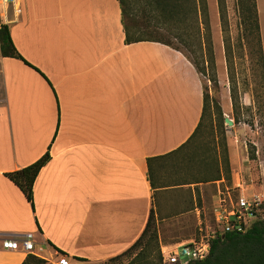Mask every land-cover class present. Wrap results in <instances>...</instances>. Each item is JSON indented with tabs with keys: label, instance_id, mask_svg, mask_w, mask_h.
I'll return each instance as SVG.
<instances>
[{
	"label": "crops",
	"instance_id": "crops-1",
	"mask_svg": "<svg viewBox=\"0 0 264 264\" xmlns=\"http://www.w3.org/2000/svg\"><path fill=\"white\" fill-rule=\"evenodd\" d=\"M206 1L215 19L216 0ZM6 25L30 66L0 56V264L24 261L1 240L28 233L45 258L105 264L139 239L156 200L186 193L184 213L194 209L200 222L203 191L215 184L214 209L222 179L163 185L159 170L174 156L150 163L153 188L148 177L147 160L178 150L200 123L203 84L184 54L125 44L117 0H21L17 22ZM47 151L32 209L5 174ZM229 156L233 186L224 189L264 198V170L255 188L237 153Z\"/></svg>",
	"mask_w": 264,
	"mask_h": 264
},
{
	"label": "rangeland",
	"instance_id": "rangeland-1",
	"mask_svg": "<svg viewBox=\"0 0 264 264\" xmlns=\"http://www.w3.org/2000/svg\"><path fill=\"white\" fill-rule=\"evenodd\" d=\"M256 7L264 58V0H256ZM225 17L228 25L226 37L229 41L228 44L232 46L229 73L241 105L239 109L241 122L235 124L232 114H224L222 110L226 102L230 103L228 64L225 62L218 12L215 13L216 20L208 13L210 46L204 48L191 38L188 39L191 47L184 48L182 45H178L175 39H172L175 46L190 61L197 64L201 71L199 75L203 83L204 94L207 96V112L205 121L197 135L177 155L172 157L168 162L169 168L159 170V181L163 185L193 182L214 183L215 181L208 180L216 176L219 171L220 178L223 180L219 191H224L225 187L230 188L233 186L231 172L230 180L227 178L229 170H231L229 161L231 149L237 153L238 161L242 165L238 170H248V174L251 176L249 180L251 179L255 188L261 183L259 170H264V92L260 84V69L256 64V47L253 41L247 43L244 39L240 40L241 29L236 0H225ZM185 27V24L181 25L182 29ZM215 102L221 108L223 121L217 116L213 107ZM225 118L232 122L231 126L225 123ZM248 122H252V125L249 126ZM229 143L230 145H228ZM224 149H226V154ZM248 151L255 153V160L248 159ZM249 180L245 182L247 185L250 184ZM236 183L237 181L234 182V184ZM206 188L207 191H203L206 198L204 212L200 207H197L200 209V222H198L194 209L184 213L188 202L186 193H179L177 197L156 200L154 219L159 249L161 245L174 246L184 241L198 239L200 229L214 228L210 195L215 194L216 185ZM237 195V192H233L234 197ZM261 198L264 200L263 197ZM133 253L135 254V252ZM133 258L134 255L125 254L105 264H146L143 256L132 260Z\"/></svg>",
	"mask_w": 264,
	"mask_h": 264
},
{
	"label": "trees",
	"instance_id": "trees-1",
	"mask_svg": "<svg viewBox=\"0 0 264 264\" xmlns=\"http://www.w3.org/2000/svg\"><path fill=\"white\" fill-rule=\"evenodd\" d=\"M121 11V23L124 33V43L129 45L137 42H156L180 51L172 42L175 39L178 45L184 48L191 47L188 39H193L199 45L210 46V28L208 24V8L206 0H117ZM220 32L224 48L225 62L228 64L229 98L231 113L235 124L241 122L239 103L236 87L229 73V61L231 58L232 46L228 44L226 34L228 32L227 20L225 17V0H216ZM236 9L240 27V40L247 43L253 41L256 47V64L260 69V84L264 92V58L261 49L259 20L257 14L256 0H236ZM185 24V28L181 25ZM239 41V38H238ZM242 46V45H241ZM181 52V51H180ZM182 53V52H181ZM183 54V53H182ZM0 56L15 58L26 63L12 44L7 25H0ZM186 56V55H185ZM189 60V58L186 56ZM190 61V60H189ZM200 74L197 64L190 61ZM204 71V70H203ZM203 84V83H202ZM255 104V101H253ZM264 106V105H263ZM213 107L216 114L222 119L220 106L215 102ZM207 112V96L203 89V106L200 123L198 124L190 141L197 135L205 121ZM249 126L252 122H248ZM224 139V136H223ZM190 141L184 144L175 152L158 158L148 159V177L152 188L154 182L150 163L155 160L165 159L178 154ZM226 154V149H224ZM248 159L255 160V153L248 151ZM49 152H45L32 164L5 174L24 195L26 201L33 209L32 190L36 177L40 170L49 162ZM227 162V160H225ZM221 173L217 171L216 176L208 181L220 180ZM230 180V170L229 177ZM135 252V254L133 253ZM125 254L134 255V259L143 256L146 264H168L163 262L159 240L156 229V222L153 211L150 212L145 229L139 239L123 254L110 259L113 261ZM21 264H44L40 259L33 256H26ZM189 264H264V219H258L243 234L227 233L212 240L209 255L206 259Z\"/></svg>",
	"mask_w": 264,
	"mask_h": 264
},
{
	"label": "built area",
	"instance_id": "built-area-1",
	"mask_svg": "<svg viewBox=\"0 0 264 264\" xmlns=\"http://www.w3.org/2000/svg\"><path fill=\"white\" fill-rule=\"evenodd\" d=\"M21 0H0V25L17 22ZM12 14V19L9 14ZM241 184L235 187L240 189ZM258 219H264V200L260 197H246L238 194L233 197L230 189L218 191V201L213 209L214 228L200 229L198 239H191L174 246H160L163 262L168 264H189L206 259L212 240L227 233L243 234ZM5 250L22 252L26 256L40 259L44 264H69L65 256L55 253L54 258H45L44 250L36 247L32 234L20 238L1 240Z\"/></svg>",
	"mask_w": 264,
	"mask_h": 264
},
{
	"label": "water",
	"instance_id": "water-1",
	"mask_svg": "<svg viewBox=\"0 0 264 264\" xmlns=\"http://www.w3.org/2000/svg\"><path fill=\"white\" fill-rule=\"evenodd\" d=\"M225 123H227L228 125H232V122L230 120H228L227 118L224 119Z\"/></svg>",
	"mask_w": 264,
	"mask_h": 264
}]
</instances>
